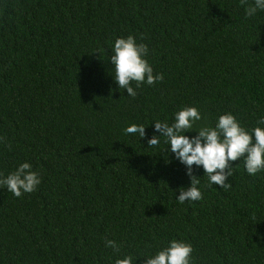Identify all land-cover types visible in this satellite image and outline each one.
I'll list each match as a JSON object with an SVG mask.
<instances>
[{
  "label": "trees",
  "instance_id": "16d2710c",
  "mask_svg": "<svg viewBox=\"0 0 264 264\" xmlns=\"http://www.w3.org/2000/svg\"><path fill=\"white\" fill-rule=\"evenodd\" d=\"M252 2L0 0V136L11 144L0 172L29 162L42 181L20 198L0 189V264H145L171 239L192 244L193 264H264V172L234 161L223 190L201 168L203 198L179 204L185 167L163 139L147 144L152 123L183 107L199 109L197 129L228 112L249 129L264 117V11L247 17ZM129 35L164 77L133 83L134 98L109 62ZM131 124L146 137L126 135Z\"/></svg>",
  "mask_w": 264,
  "mask_h": 264
},
{
  "label": "clouds",
  "instance_id": "9594fccd",
  "mask_svg": "<svg viewBox=\"0 0 264 264\" xmlns=\"http://www.w3.org/2000/svg\"><path fill=\"white\" fill-rule=\"evenodd\" d=\"M241 3L247 4V0H241ZM259 11H264V0H253L245 9L247 17H253ZM111 52L109 62L114 73L113 81L119 91L127 92V96L134 98L137 95L133 83L139 88L142 84L154 85L164 79L162 74H154L147 60L148 46L143 42L138 43L134 36L116 38L111 45ZM201 120L198 108L183 107L173 114L171 124L154 121L153 135L147 140L148 148H154L163 139L167 145L164 152L185 167L190 186L178 189L179 195L175 199L179 204L203 198L201 180L205 176L208 188L214 185L223 190L231 188L232 185L226 181L233 175L234 161L242 159L244 170L250 176L264 172V117L259 118L256 126L250 129L242 126L230 112L220 115L214 127L200 126L197 129V122ZM147 128L143 124H131L124 129V133L142 140L146 137ZM193 132L196 134L186 135ZM0 144H5L11 150V144L6 143L5 137L0 136ZM201 168L204 172L202 178L195 174ZM41 182L39 173L33 170L29 162L20 163L7 175L0 172V189L7 190L17 198L35 192ZM105 246L113 251L120 249L115 240H105ZM193 252L190 242L171 239L154 254L143 259L145 264H193ZM115 264H134L133 256L118 258Z\"/></svg>",
  "mask_w": 264,
  "mask_h": 264
}]
</instances>
